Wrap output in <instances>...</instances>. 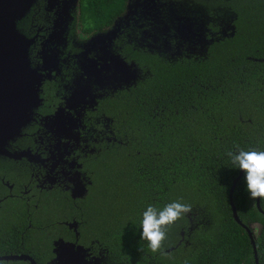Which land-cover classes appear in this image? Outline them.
I'll return each mask as SVG.
<instances>
[{"label":"trees","instance_id":"obj_1","mask_svg":"<svg viewBox=\"0 0 264 264\" xmlns=\"http://www.w3.org/2000/svg\"><path fill=\"white\" fill-rule=\"evenodd\" d=\"M128 1L78 0L73 26L80 40L108 31ZM187 1L208 18L204 52L169 56L122 42L121 53L143 75L101 98L92 112L111 120L116 140L86 160L95 173L89 204L81 214L69 204V214L84 219L89 235L107 247V264L255 263L247 232L232 216L228 194L239 169L228 152L264 151V0ZM222 19H229L231 34H220ZM18 26L22 30V22ZM244 177L233 202L244 224L259 225L256 253L258 264H264V214L250 200ZM173 201L205 208L213 223L196 232L194 247L181 242L168 251L189 228L184 215L169 228L163 253H153L140 239L143 212ZM260 206L264 210V203ZM20 213L25 218L24 208ZM14 235L11 226L0 228V255L27 252L43 262L35 248L15 249L20 241ZM36 245L47 249L39 238Z\"/></svg>","mask_w":264,"mask_h":264},{"label":"flooded vegetation","instance_id":"obj_2","mask_svg":"<svg viewBox=\"0 0 264 264\" xmlns=\"http://www.w3.org/2000/svg\"><path fill=\"white\" fill-rule=\"evenodd\" d=\"M65 2V0H41L38 8L36 6L33 7L35 10L33 13L31 12L28 21L22 22L21 31H24L25 35L34 40L29 48L30 60L33 66L43 65L41 58L45 56L43 50L50 49L52 46L51 39L53 35L51 32L55 23H57L56 17L60 18L62 16L61 10L65 7ZM66 32L68 37L72 33V28L69 29L68 27ZM77 37L79 38L78 35ZM88 38L89 36L83 40ZM143 48L152 52L148 48ZM73 50L71 42H68L66 48L60 53L62 62L53 70L54 77L44 80L42 83L41 102L33 110L32 119L22 127L20 135L7 142L5 148L10 154L16 155L15 153L20 151L26 153L28 158H16L14 155L0 154V228L5 227V225L12 227L14 234L17 236L14 235L16 240L20 241L19 245L14 247L15 249H20L25 244V249L29 252H32L35 248L37 250L35 254H49L48 259L43 260L39 264H61L59 254L54 251L56 248L55 242L58 240L74 245L72 246L73 248L66 246L60 252V254H70V257L63 264H107L109 261L108 257L104 255L106 261L105 263L101 262L103 254H109L107 247L102 245L99 239L89 235L90 229L86 226L84 219L80 218L77 220L75 216H70L69 204H72L73 208H76L80 214L84 205L89 204L88 202L85 204V201L91 197L90 187L94 185L93 177L95 173L93 174L88 169L86 160L99 153L101 147L116 140L111 127L104 124L105 122H101V118L108 119V117L103 116V114L93 116L92 112L97 108L98 101L101 98L124 86L117 87L104 96H100L92 108L91 104H85V112L88 117L84 128L87 130H98L99 134L92 136L93 151L88 150V154L84 153L83 146L87 143H84L81 138L77 142H73L63 132V118L61 123L60 121H54L59 107L66 105V107L72 108L76 105L71 92L75 88L80 89L82 87L80 79L85 78L81 65H79V59L76 61L74 57H70L69 53ZM67 52H69V58H66L67 55L65 53ZM44 86L47 88L46 92L43 90ZM92 88L98 89V87L93 85ZM43 95H47V97ZM66 144L72 145L71 148L67 149L64 147ZM56 150H60L63 156L61 157ZM72 157L77 159L78 165L71 166L68 163V159ZM28 159L37 160L41 168H45L53 161L58 162L66 169L56 171L59 176L56 178L53 176L54 181L52 183L42 180L44 183L50 184L49 186H42L40 182L38 183L37 180L32 179L31 169L27 165H20L24 171L16 168V164L26 161L30 162ZM68 168L72 169L74 173H67ZM77 172L81 176H78ZM85 178H87V181L89 180V184L84 189L83 197H77L78 194L74 197L75 194L72 193L71 183H73V180L76 182L77 179L83 180ZM44 199L46 200L44 201ZM20 204L24 207H20ZM44 204L46 209L43 208ZM19 207L24 208L25 218H20L22 215ZM40 223L41 225H39ZM20 226H23V229L19 232L18 228ZM36 228L42 229L41 233L38 234ZM38 238L41 242H46L47 249L43 245L41 248L39 245L34 247V241ZM15 254L30 255L38 264L37 259L27 252L3 255ZM72 254L76 255L73 256ZM55 255L58 257H55ZM22 261L30 264L27 260Z\"/></svg>","mask_w":264,"mask_h":264},{"label":"rangeland","instance_id":"obj_3","mask_svg":"<svg viewBox=\"0 0 264 264\" xmlns=\"http://www.w3.org/2000/svg\"><path fill=\"white\" fill-rule=\"evenodd\" d=\"M40 1L41 0H35L29 7V10L18 22H27L31 12L33 13L35 10L33 7L36 6V8H38ZM65 1V7L61 10L62 16L60 18L56 17V19L57 22L63 20L68 13H70L71 19L69 16H67L69 19H64V22H67L64 29L62 28V30H59V28L55 27L52 30V46L50 49L43 50L47 62L44 61L45 63H42L45 64L46 67L39 65V71L47 73L49 67L53 68H50V78L52 79V77H54L53 70L62 62L60 53L66 48V44L71 42L74 50L71 51V53H65L67 55L66 58H69L70 54V57H74L76 61L79 59V65H81L85 78L80 79L82 87L80 89L75 88L71 92L76 105L72 108L69 106L66 107V105L59 107L54 121H60L61 123L63 118V132L68 135L73 142H77L78 139L81 138L84 143L89 144L83 146L85 150L84 153L88 154V150L93 151L92 136H97L99 132L98 130H87L84 128V124L87 123L88 117L85 112V104H91L92 108L100 96H104L117 87L128 86L143 75L137 64L125 59V56L121 53V43L145 47L160 53L166 52L169 56L181 53L182 50L186 52H204L205 45L210 41L206 36L207 31H209L207 29L208 18L201 11V8L195 4L189 3L187 0H129L125 13L115 20L113 26L108 31L91 35L86 40H80L77 37L78 29L75 25L73 26L74 19L77 17L78 12L77 0ZM18 22L17 28L20 30ZM68 27L69 29L73 28V32L67 37L66 31ZM231 32L232 29L229 19H222L220 23V34L224 36L231 34ZM25 36L28 37V35ZM28 38L30 39V37ZM33 42L31 44H33ZM92 85L98 87V89L92 88ZM101 122H105L104 124L110 126L111 120L109 118H101ZM21 129L18 135H20ZM16 136L17 135L13 136L11 140L15 139ZM71 146L72 145L66 144L64 147L69 149ZM56 152H58L61 157L63 156L60 150H56ZM15 154L14 156L16 158L27 157V154L24 152L17 151ZM28 160L30 162L26 161L16 164V168L20 169V171H24L20 165H27L31 169L32 179L37 180L38 183L40 182L42 186H49V183L54 181L53 176L55 178L59 176L56 171H63L66 169V167L60 165L58 162L52 161L50 165L41 168L37 160ZM68 163L74 166L77 164V159L72 157L68 159ZM67 173L74 172L72 169L68 168ZM78 176H81V174L78 173ZM42 180L49 183H44ZM88 184L89 180L87 181V178L83 180L77 179L76 182L73 180L71 189L72 193L75 194L74 197H76V194H78L77 197H83L85 192L84 189H86ZM185 217L188 220L189 228L179 232L182 236L178 235L175 245L170 247L171 250L181 242L180 245L194 247L197 242L196 232L208 228L213 223L212 215H210L208 210L202 207H192L191 212L185 214ZM251 228L254 235L259 231L258 224H251ZM183 237H185V239ZM60 243L61 242H58L54 251L56 254H59L60 262L63 264V262L70 257V254H60L63 250L61 249V245H59ZM104 255L105 254L101 257V262L105 263L106 257ZM42 257L43 260H47L49 254H43ZM55 257L58 256L55 255Z\"/></svg>","mask_w":264,"mask_h":264},{"label":"water","instance_id":"obj_4","mask_svg":"<svg viewBox=\"0 0 264 264\" xmlns=\"http://www.w3.org/2000/svg\"><path fill=\"white\" fill-rule=\"evenodd\" d=\"M34 1L0 0V154L14 155L6 150V144L13 136L18 135L21 127L32 119L33 110L41 102L42 81L51 77L50 67L47 73H43L39 71V66L32 65L29 47L34 40L26 37L17 28V22L29 10ZM67 16L71 19L70 13L64 19H69ZM64 19L58 21L54 28L64 29L67 24ZM41 58L43 62H47L45 56ZM43 66L46 67L45 64ZM243 173L239 170L238 175L233 180L228 199L233 218L247 232L254 251V264H258L255 237L251 224L246 225L240 220L233 202L234 188ZM256 207L264 214L259 200L256 201ZM58 242H61L59 244L61 249H65L66 246H73V244L65 243L62 240L56 241L55 245H58ZM72 255L75 256L76 254ZM3 260H27L30 264H36V261L27 254L2 255L0 261Z\"/></svg>","mask_w":264,"mask_h":264},{"label":"clouds","instance_id":"obj_5","mask_svg":"<svg viewBox=\"0 0 264 264\" xmlns=\"http://www.w3.org/2000/svg\"><path fill=\"white\" fill-rule=\"evenodd\" d=\"M228 156L236 168L245 173L246 190L250 200L254 202L259 200L264 203V151H229ZM189 212H191V205L180 201L170 202L163 208L149 205L143 212L140 225L141 241L147 242L151 252L163 253L169 228ZM139 250L142 252L143 246H140Z\"/></svg>","mask_w":264,"mask_h":264},{"label":"bare ground","instance_id":"obj_6","mask_svg":"<svg viewBox=\"0 0 264 264\" xmlns=\"http://www.w3.org/2000/svg\"><path fill=\"white\" fill-rule=\"evenodd\" d=\"M21 32V31H20Z\"/></svg>","mask_w":264,"mask_h":264}]
</instances>
